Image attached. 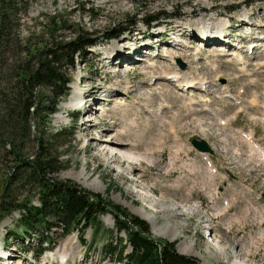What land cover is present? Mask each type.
<instances>
[{
	"label": "rangeland",
	"instance_id": "374dc122",
	"mask_svg": "<svg viewBox=\"0 0 264 264\" xmlns=\"http://www.w3.org/2000/svg\"><path fill=\"white\" fill-rule=\"evenodd\" d=\"M15 1L20 12L15 39L19 49L22 46L25 49L24 45L34 39H46L49 34H55L56 38L71 37L78 28L99 37L95 44L76 56L73 68L69 69L71 88L61 98L57 111L52 113L48 122V131L52 133L61 125L72 130L70 136H59L60 140L56 142V154L63 168L55 175L99 192L142 218L158 210L156 221L144 218L150 224L152 236L176 239L178 250L195 256L200 264H264V200L256 199L262 205L258 209L256 204H252V208L247 206L255 199L254 191L264 192V166L259 156L247 149L243 138V134L251 130L252 139L264 147V74L255 68L254 60H251L253 67L247 62V68H243L236 60L240 56L235 59V55L220 54L232 49L226 45L222 47L220 41L201 40L202 43L195 37L196 30L200 29L198 33H201L206 24L219 28V21L225 14L237 25L235 30H247L249 25L244 24L252 21L256 27V21L264 22V0ZM172 10L179 11L180 15L165 19L166 14L162 13L160 20L166 32H181L179 38L184 39H180V46L166 44L168 51H174V54H168V59L147 56L145 58L150 61L159 59L150 65L136 61L128 48L143 37L141 31L146 27L143 16L149 12ZM246 11L251 12L250 17L245 18ZM53 14L58 15L55 23L59 26L47 30ZM166 21L171 24L165 25ZM122 26H129V29L115 38L105 36V33ZM150 29L147 35L157 28ZM155 37L159 39V35ZM168 39L172 38L168 36ZM254 44L259 45L258 42ZM111 46L116 53L113 58L107 56ZM140 47L138 42L134 51L140 52ZM238 51L234 50L235 53ZM15 53L7 50L5 58L0 61L4 65L0 68L2 87L12 78V69L7 68V63L13 62ZM205 54L209 56L210 64L205 62ZM199 55L202 57L197 59ZM177 57L185 63L184 66L175 63ZM243 58L249 61V57ZM262 61L264 63V57ZM173 68H178L176 71L180 74L197 73L207 83V92L199 88L177 87L178 90L175 86L174 90L172 81L175 78L170 81L164 77L169 73L174 76ZM106 76L109 79L104 82ZM94 91L104 97L97 98L93 94L95 100L85 98L83 111L74 112L78 116L66 114V107H72L69 103L71 95L78 96L81 101L82 96ZM39 93L42 98L49 95L45 87H41ZM92 100L99 106L92 105ZM131 122L135 123L134 126L130 125ZM116 124L118 126L113 130ZM178 133L182 135V141ZM175 134L179 136L178 141ZM118 135L123 138L120 142L126 143L120 147L132 148L147 160L152 152V167L149 161H140L139 173H135L134 178L126 170L123 158L111 159L106 153L109 149L106 139L113 137L110 140L114 141ZM192 136H197L193 137L197 140L202 138L214 148L212 154L209 153L217 168L212 178L204 168L203 155L189 143ZM135 140L141 145H136ZM20 143L25 152H32L34 142L31 138ZM178 145H181V151L176 154ZM6 148H10L9 144ZM5 157L7 159L0 164V195L8 168L18 164V160L17 163L11 162L12 155ZM121 172H124L123 176ZM178 176L183 178L180 185H176L177 178L172 181ZM35 187L37 190V186L30 188V198L36 193ZM144 195L152 199L143 202ZM32 200L38 203V199ZM176 207L182 212L175 210ZM21 213L22 210H15L0 216V248L10 255L9 259L0 258V264H125L115 260L114 253L109 255L104 248L107 241L116 243L117 235L125 237L124 231H116L110 212L100 216L101 225L96 227L93 224L83 231L85 242L79 238L80 225L79 229H70L66 235L61 234L60 228L52 227L48 235L56 245L53 249H46L39 258H35L34 251L38 248L40 229L37 234L23 237L12 231L18 228L16 218ZM167 222L177 231L159 234L162 231L159 228Z\"/></svg>",
	"mask_w": 264,
	"mask_h": 264
},
{
	"label": "trees",
	"instance_id": "16d2710c",
	"mask_svg": "<svg viewBox=\"0 0 264 264\" xmlns=\"http://www.w3.org/2000/svg\"><path fill=\"white\" fill-rule=\"evenodd\" d=\"M162 13L167 16L180 14L174 10L149 12L142 20L151 23ZM19 16L15 0H0V61L5 58L7 50L16 51L17 56L12 63H7V68L12 69V78L3 87L0 83V164L7 159L6 155H12L10 160L13 163L18 160V164L8 168L3 182L0 216L22 210L16 218L18 228L12 231L23 237L37 234L39 228L41 236L35 250L39 255L45 248L44 242L49 246L56 242L48 235L52 227L60 228L61 234L66 235L70 229H79L80 225L78 234L83 239V231L93 224L96 227L101 225L100 216L110 212L116 231L125 232V237L118 233L116 243L107 241L104 244L109 255L114 253L115 260L125 264H200L195 256L178 250L176 239L153 237L150 224L144 218L99 192L55 175L63 168L56 154V142H59V136H70L72 130L61 125L52 133L48 131V122L69 90L70 70L76 56L96 43L99 37L78 28L71 37L56 38L55 34H49L46 39H34L24 45L25 49L23 46L19 49L15 40ZM56 16H51L52 23L47 24V30L59 26L55 23ZM57 21L65 26L60 19ZM128 29L129 26H122L115 30L116 33L108 32L105 36H118ZM3 66L0 64V68ZM41 87L49 93L46 98L39 93ZM29 138L34 142L31 153L25 152L20 143ZM6 144L10 148L4 149ZM34 186L39 190L33 188L36 193L30 198L29 191ZM34 198L38 203L33 202Z\"/></svg>",
	"mask_w": 264,
	"mask_h": 264
},
{
	"label": "bare ground",
	"instance_id": "6f19581e",
	"mask_svg": "<svg viewBox=\"0 0 264 264\" xmlns=\"http://www.w3.org/2000/svg\"><path fill=\"white\" fill-rule=\"evenodd\" d=\"M239 18L240 19H242V18H244V17H242V16H239ZM222 23V22H221ZM221 23H219L220 24V26H222V24L223 25H225V22H223L222 24ZM179 26V25H178ZM177 26V28H179ZM206 41H208L207 39H206ZM253 46V45H252ZM255 46H257V45H255ZM176 72L175 74H174V76L172 77V78H175L174 79V82H175V86L176 87H179V88H184V89H188V88H193V87H191L190 85L191 84H194V83H196L198 86H196V87H194V88H199V89H201V84H205V81H204V79H198V80H195V79H192L191 77H190V75H187L188 73H185V74H180V73H177L178 71H176L175 69L173 70V72ZM172 74V73H171ZM169 75V74H168ZM171 78V79H172ZM184 86V87H183ZM127 90V89H126ZM113 91V90H112ZM84 109V108H83ZM83 109L82 110H80L81 112L83 111ZM134 124L135 123H130V125L131 126H134ZM118 125L116 124V125H114V128H113V130H115V128L117 127ZM171 129V126L169 127V130ZM179 135H180V137H181V141H182V135L180 134V133H178ZM175 137H176V139H177V141L179 140V136L178 135H176L175 134ZM93 139H95V140H97V137H93ZM110 139H113V137H110L109 139H106V146L107 147H109V149H107L106 150V153H108V154H110V158L112 159V158H114V160H120V159H122L123 158V161H125L126 162V166H125V168H126V170L128 171V173L129 174H132L133 176H134V178H135V173L137 174V173H139V167H138V165H139V163H140V161H145V162H147L148 163V161H149V165L151 166V164L150 163H153V157L150 155V154H153L152 152L151 153H149V159H152V161L150 162V160L148 159H146V157H144V155H142V154H139V153H136L132 148H125V147H120V146H125V144H124V142H120L123 138L120 136V135H118L117 137H115V140L114 141H112V140H110ZM144 139H147V138H144ZM175 139V140H176ZM108 140V141H107ZM194 140L195 141H197V139L196 138H194ZM177 141H175L176 143H177ZM136 145L137 144H139V143H137L136 142V140H135V142H134ZM108 144V145H107ZM250 144V146L252 145V143L250 142L249 143ZM139 145H141V144H139ZM138 145V146H139ZM162 145H163V143H162ZM192 146H194V147H196V145H193L192 144ZM252 147L253 148H256V146H253L252 145ZM142 149H145L146 151L148 150V149H146V148H143V147H141ZM177 149H176V154H178L180 151H181V145H178V147H176ZM197 148V147H196ZM214 149V148H213ZM251 154H252V152H251ZM252 156V155H251ZM258 158H260L261 159V156L258 154ZM109 157V156H108ZM251 158V157H250ZM122 161V160H121ZM145 162H143V163H145ZM258 162V161H257ZM142 163V164H143ZM152 167V166H151ZM142 169H143V167H142ZM212 169H214V168H208V172H209V174L211 175V178L213 177V175L215 174V173H213V171H212ZM217 173V172H216ZM121 174V176H123L124 175V172H121L120 173ZM177 179H178V181H176V185H180V183H181V180L183 179L182 178V176H178L177 177ZM175 180V179H174ZM132 181H133V178H132ZM134 182V181H133ZM132 182V183H133ZM134 184V183H133ZM136 187V186H135ZM192 190V189H191ZM189 191V190H188ZM213 191V190H212ZM214 192V191H213ZM190 193V192H189ZM141 199H143V202H147V200L148 199H152V198H149L147 195H144V196H142V198ZM167 208V207H166ZM165 208V209H166ZM169 209V208H168ZM175 210H179L180 212H182L180 209H179V207H176V209ZM154 212V211H153ZM155 212L156 213H153V214H149L147 217H144V218H146V219H149V220H151V221H156V219H157V217L156 216H158V214H159V211L157 210H155ZM161 213V212H160ZM143 216V215H142ZM159 228V227H158ZM159 229H161L162 231H160L159 232V234H161V235H164V234H166V233H168V232H175V230H176V227L175 226H173L171 223H169V222H167V223H165L163 226H162V228H159ZM177 231V230H176ZM189 247V245L188 246H186V248H188ZM2 249V250H1ZM0 250L3 252V248H0ZM10 258V257H9Z\"/></svg>",
	"mask_w": 264,
	"mask_h": 264
},
{
	"label": "water",
	"instance_id": "95a60500",
	"mask_svg": "<svg viewBox=\"0 0 264 264\" xmlns=\"http://www.w3.org/2000/svg\"><path fill=\"white\" fill-rule=\"evenodd\" d=\"M191 143L193 145H196V147L199 150H209V146L207 145V143L203 140V139H199L197 141L194 140V138H191ZM263 197H264V193H263Z\"/></svg>",
	"mask_w": 264,
	"mask_h": 264
}]
</instances>
